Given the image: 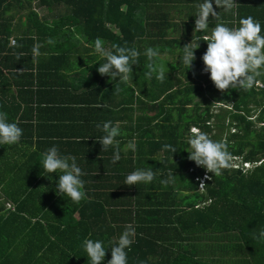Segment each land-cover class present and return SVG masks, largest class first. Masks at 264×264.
Segmentation results:
<instances>
[{
  "label": "trees",
  "instance_id": "16d2710c",
  "mask_svg": "<svg viewBox=\"0 0 264 264\" xmlns=\"http://www.w3.org/2000/svg\"><path fill=\"white\" fill-rule=\"evenodd\" d=\"M147 1L152 0H0V111L23 130L18 143L0 144V264H91L83 241L102 240L108 247L127 225L135 229L133 243L126 249L127 264H217L218 259L224 260L222 264H264V239L258 238L264 230V69L251 89H217L210 74L200 73L207 43L199 32L192 36L193 26L181 22L182 35L169 38L168 29L162 28L171 25L166 15L144 24L136 11ZM35 2L51 20L31 8ZM16 6L26 12L9 14ZM244 9L257 14L252 17L264 35V1H248ZM16 17L23 27L19 37H13L19 28L12 24ZM227 18L233 24L232 15ZM240 19L236 18V27ZM71 28L81 32L90 46L99 37L110 50L116 44L140 53L129 80L115 83L130 119L138 112L127 128L136 138L135 150L122 152L115 173L81 169L86 197L79 203L58 194L60 173L43 169V156L31 148V125L19 115L32 95V74L22 60L31 63L34 37L55 38L61 43L52 50L62 53L65 38L73 34ZM191 42L199 47L186 69L183 46ZM23 45L28 47L20 48ZM149 47L159 53L154 61L144 54ZM162 53L173 58L162 61ZM10 58L22 66L6 68L4 62ZM104 62H97L92 70ZM149 63L168 69L163 82L156 72L146 75ZM17 77L30 82L19 86ZM192 127L215 141H226L231 160L252 167L245 170L230 162L221 175L212 176L189 159ZM164 145L177 151L165 150ZM148 167L156 173L152 182L124 184L128 174ZM204 174L212 178L201 190ZM86 179L106 183L97 188ZM49 180L52 186L44 187ZM110 259L111 246L101 264Z\"/></svg>",
  "mask_w": 264,
  "mask_h": 264
},
{
  "label": "crops",
  "instance_id": "0c3cea01",
  "mask_svg": "<svg viewBox=\"0 0 264 264\" xmlns=\"http://www.w3.org/2000/svg\"><path fill=\"white\" fill-rule=\"evenodd\" d=\"M248 1L251 0H235L236 6L232 10L226 11L224 8H217L213 0V7L218 13L219 19L209 17V27L199 32L202 39L211 35L212 29L218 23L216 20L229 28H236L238 16L239 18L257 17V14H251L244 9L245 3ZM201 3L203 0H152L151 2L147 1L144 8L137 10L136 15L144 19V24L152 22L158 15H166L171 25H164L162 28L168 29L166 35L169 38L180 37L183 32L180 23L187 22L193 26L191 33L194 36L197 32L194 31L195 19L199 11L198 5ZM31 8L40 17L52 19L49 12L44 7L37 6L36 2L31 4ZM23 12L26 10L16 6L10 10L9 14L17 16ZM230 15H232L233 24H230L231 20L227 18ZM261 16L263 17V15ZM12 24L19 27L15 30L13 37H19L23 29L21 22L16 17ZM71 30L73 31V28ZM34 40H37L33 47L36 51H33L31 55V63L28 60H22L24 61L23 65L28 68L26 72L32 74L30 88L32 95L25 99L28 105H22L19 112V115L23 114L26 117L24 121L32 128V151L42 156L47 149L56 146L62 156H75L77 165L87 173H94L95 170L115 173L119 166V161L113 162L115 147L109 146L105 150L99 142L105 135L102 124L112 121L113 125H116L119 122L120 135L115 139L119 142L121 157L122 152L131 150L127 147L129 142L135 143V136H131L127 128L131 126V123H135L138 117V112L134 111L132 119H130L128 107L122 106L120 93L118 90L115 91V83L120 79L110 80L108 76L99 74L97 69L92 70L97 62L104 58L95 52L94 46L87 43L81 32L73 31L71 36L65 38L63 44L65 52L62 53L59 52L60 50H52L57 47L58 43H61L55 38L41 35L38 38L34 37ZM104 46L109 49L108 42L104 41ZM25 47L28 46L23 45L20 48L24 49ZM161 57H165V60L173 58L167 53L160 54ZM4 63L8 69L14 68V65L22 66L12 58ZM201 70L204 71L205 66ZM202 71H200L202 75L209 74H204ZM26 77H17L15 82L19 86L24 82L29 83L30 78L27 81ZM111 84L113 86L110 88ZM14 88L12 83L10 89ZM127 115L129 120L126 118ZM98 124L101 125L100 128L97 127ZM27 147L29 146L25 147V151L28 150ZM17 151L20 150L17 149ZM52 181H47L44 187H51ZM86 182H95L94 186L97 188L102 183H106L104 180L90 179H86ZM4 208L6 209L5 205Z\"/></svg>",
  "mask_w": 264,
  "mask_h": 264
},
{
  "label": "clouds",
  "instance_id": "9594fccd",
  "mask_svg": "<svg viewBox=\"0 0 264 264\" xmlns=\"http://www.w3.org/2000/svg\"><path fill=\"white\" fill-rule=\"evenodd\" d=\"M217 8H224L226 11L232 10L235 0H214ZM198 15L195 19L194 31H204L209 27V17L219 19L218 13L214 10L213 0H203L198 5ZM207 49L202 56L205 71L210 74V79L215 87L221 91L237 87L244 90L251 89L258 83L256 77L262 75L264 69V35H261V24L254 20L252 16L239 20V27L229 28L223 23H216L210 36H205ZM199 44L193 45L192 42L183 46L182 62L190 68L195 59L194 50ZM95 52L104 58L105 62L100 64L97 71L102 76H108L110 80L119 78L128 81L132 73V65L140 53L135 48H128L112 45V49H106L104 41L97 37L94 41ZM114 50V51H113ZM36 51V49H34ZM149 61H154L159 53L154 48H147L144 53ZM149 72L146 74L151 77L156 72V78L163 82L166 78L168 69L165 65L155 66L149 63ZM167 69V71H166ZM98 128L101 125H97ZM102 130L105 135L99 141L102 148L107 150L109 146L115 147L113 162L120 160L119 142L115 139L120 135L119 122L113 125L112 121L103 122ZM191 136L188 143L192 149L189 159L194 161L197 166L204 167L207 172L213 175H221L222 170L230 166L231 154L228 151L227 142L224 140L215 141L210 136L197 127L190 129ZM23 130L15 122L8 121V114L0 111V144H16L20 141ZM135 150V143L130 141L128 146ZM164 149L175 153L177 148L171 145H164ZM43 169L49 173H57L58 181L56 190L58 194L69 197L73 202L79 203L86 197L84 191V175L81 168L76 163V157L71 155H61L56 146L47 149L43 154ZM156 173L151 167L146 169H136L127 175L125 185H136L137 183H150L155 178ZM205 176L204 179H211ZM167 183V181H162ZM207 185L200 182L201 189ZM135 229L132 225H127L120 235L118 241L111 246V259L107 264H127L126 249L133 243ZM259 239H264V230L259 232ZM84 249L91 264H101L106 255V249L102 240L85 239Z\"/></svg>",
  "mask_w": 264,
  "mask_h": 264
},
{
  "label": "rangeland",
  "instance_id": "374dc122",
  "mask_svg": "<svg viewBox=\"0 0 264 264\" xmlns=\"http://www.w3.org/2000/svg\"><path fill=\"white\" fill-rule=\"evenodd\" d=\"M163 56V55H162ZM159 59H161L162 61H167V59L165 60V57L164 58H159ZM170 61V60H169ZM204 74H208V72L207 71H202ZM231 162V165L232 166H238V167H241L242 166V164H240V163H237V161L236 160H231L230 161ZM244 166V165H243ZM252 167V165H246V167H245V170H248V169H250ZM224 260H222V259H218L217 261H216V263L217 264H222V262H223Z\"/></svg>",
  "mask_w": 264,
  "mask_h": 264
},
{
  "label": "built area",
  "instance_id": "2783aa9c",
  "mask_svg": "<svg viewBox=\"0 0 264 264\" xmlns=\"http://www.w3.org/2000/svg\"><path fill=\"white\" fill-rule=\"evenodd\" d=\"M244 165V166H243ZM243 168L245 169V167H246V165H250L249 163H243ZM233 167H238V166H233ZM206 175L204 174L203 176H202V178L199 180V182H201V181H203V183H205V180L206 179H204V177H205ZM199 187H200V183H199ZM201 189V188H200ZM202 190V189H201Z\"/></svg>",
  "mask_w": 264,
  "mask_h": 264
}]
</instances>
